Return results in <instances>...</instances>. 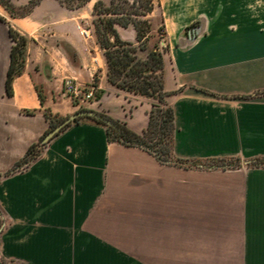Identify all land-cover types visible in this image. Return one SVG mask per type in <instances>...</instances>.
Masks as SVG:
<instances>
[{
	"label": "crops",
	"instance_id": "0c3cea01",
	"mask_svg": "<svg viewBox=\"0 0 264 264\" xmlns=\"http://www.w3.org/2000/svg\"><path fill=\"white\" fill-rule=\"evenodd\" d=\"M97 2L111 0L77 10L38 0L18 17L0 5V264H264V165H248L264 159V0L152 1L166 32L172 152L186 165L110 143L103 126L85 121L16 167L48 131L45 110L63 118L84 103L63 94L65 78L81 88L98 79L100 96L82 108L135 133L147 126L152 102L111 87L98 45L75 30ZM9 27L27 39L11 95ZM116 30L136 42L132 24ZM221 160L240 166L206 165Z\"/></svg>",
	"mask_w": 264,
	"mask_h": 264
},
{
	"label": "trees",
	"instance_id": "16d2710c",
	"mask_svg": "<svg viewBox=\"0 0 264 264\" xmlns=\"http://www.w3.org/2000/svg\"><path fill=\"white\" fill-rule=\"evenodd\" d=\"M89 0H67L60 3L69 10L82 8ZM122 4L138 10L139 0H119ZM153 0H144V8L140 11L128 12L123 7H117V0H111L108 6L97 2L92 11L93 35L95 42L102 52L106 65V79L108 84L117 91L129 93L146 99L154 100L148 114V123L141 133L131 131L124 123L112 120L117 130L89 117H80L68 124L61 131L71 125L78 124L82 119H90L106 129L108 142L118 143L129 147H138L152 154L156 160L164 165H186L184 161L174 158L172 152L173 137L175 132L174 113L166 98L170 95L164 91L163 71L164 54L167 47L165 40L156 43L153 48L148 47L149 34L152 26L149 19L153 9ZM38 0L31 1L24 14H28ZM12 16H16L12 8L3 4ZM137 6V7H136ZM22 15V16H24ZM132 24L136 31V42L123 41L116 30V26L126 27ZM162 36L166 35L164 27L159 29ZM9 34L13 42L10 52V65L6 77V92L12 94V81L23 72L25 63V47L27 39L9 27ZM140 53H143L141 56ZM38 96L42 100L41 91L37 89ZM100 92L96 94L98 98ZM80 111V110H79ZM81 111H83L81 109ZM44 116L49 122V129L43 137L53 129L63 118L52 115L49 110L44 111ZM60 131V132H61ZM59 132V133H60ZM40 140L31 145L24 157L16 164V167L28 165L42 151L46 144ZM236 160L213 161L210 166L215 168H235L240 164ZM249 166L264 165V159H257ZM196 166L193 162L191 165Z\"/></svg>",
	"mask_w": 264,
	"mask_h": 264
},
{
	"label": "rangeland",
	"instance_id": "374dc122",
	"mask_svg": "<svg viewBox=\"0 0 264 264\" xmlns=\"http://www.w3.org/2000/svg\"><path fill=\"white\" fill-rule=\"evenodd\" d=\"M31 1H34V0H29L28 4H26V5L14 6L12 4L11 0H0V5L5 8V6L3 4L4 3L8 4L12 8L13 13L18 17V16L24 15L27 12V10L29 8V3ZM62 1L65 2L67 0H62ZM116 3H117L116 4L117 7H123L124 10H126L128 12L139 11V9L141 11L144 8V0H139V3H138L139 9L138 10H135L134 8H131L130 6H126V5L122 4L119 0H117ZM94 19H96V18L93 17L92 15H88L85 18V20H82V21L77 20L78 23H76V27H75V30L78 33V35H79V32H81L82 30H87L88 31L90 37L87 38L86 41L88 42V44L90 43V45L92 44L93 40L95 41V37L93 35V24H92ZM146 19L150 20L151 26H152V32L149 34V38H148V47L151 49V48H153V45L156 44V43H162L163 44L162 40L166 41V35L162 36V32L159 31V29H162L164 27L162 22H161V16L160 15H158V14H153V15L149 14ZM79 37L83 38L81 33H80ZM26 44H27V42H26ZM68 55H69V58H71L73 60L72 62L76 63V61H77L76 52H73L72 49L68 48ZM140 55L142 56L143 53H140ZM25 60H26V47H25ZM24 65H25V63H24ZM74 82H75V85H76L78 91H80L81 93H85V92L91 90L93 92L94 100H95L96 94L98 92H100V90H98V88H97L98 87V85H97L98 79L96 77H94V79L90 81V83L87 85V87H84V88H81L82 86H80V85L78 86L76 84V80L75 79H74ZM63 83H64V80H63ZM91 88H93V89H91ZM70 100L74 104H80L79 101H77L75 99H70ZM94 100L83 101L84 103H82V106H85V107L90 106V104H92ZM149 100L151 102L154 101L152 99H149ZM82 106H81V108L78 109V111L79 110L81 111V109L82 110H91V109H88V108H82ZM78 111H76V112H78ZM99 114H102V113H99ZM102 115H104V114H102ZM105 116H107V115H105ZM63 118H65V117H63ZM85 121H91V120L90 119H82L80 122H85ZM234 162H236V161H234ZM211 164H213V163H206V165H211ZM5 226H6V219H5L4 214L2 213V211L0 209V236H1Z\"/></svg>",
	"mask_w": 264,
	"mask_h": 264
},
{
	"label": "water",
	"instance_id": "95a60500",
	"mask_svg": "<svg viewBox=\"0 0 264 264\" xmlns=\"http://www.w3.org/2000/svg\"><path fill=\"white\" fill-rule=\"evenodd\" d=\"M200 33V27H194L193 29L189 30V34L191 38H195ZM80 117H89L93 118L97 121L102 122L103 124L117 130L116 124L111 121L109 118L103 116L102 114H99L92 110H83L78 111L72 115H69L65 118H63L53 129H51L41 140L42 144L48 143L55 135H57L64 127H66L68 124L74 122L76 119Z\"/></svg>",
	"mask_w": 264,
	"mask_h": 264
},
{
	"label": "built area",
	"instance_id": "2783aa9c",
	"mask_svg": "<svg viewBox=\"0 0 264 264\" xmlns=\"http://www.w3.org/2000/svg\"><path fill=\"white\" fill-rule=\"evenodd\" d=\"M80 33L83 36V38H85V39L90 37L87 30H82ZM91 89H93V88H91ZM63 94L69 99H75V100L81 99L82 101L94 100L93 92L91 90H89L85 93H81L80 91H78L73 78H65L64 79Z\"/></svg>",
	"mask_w": 264,
	"mask_h": 264
}]
</instances>
